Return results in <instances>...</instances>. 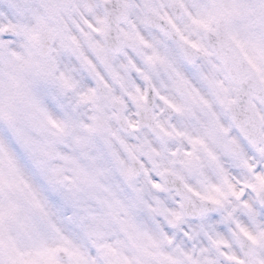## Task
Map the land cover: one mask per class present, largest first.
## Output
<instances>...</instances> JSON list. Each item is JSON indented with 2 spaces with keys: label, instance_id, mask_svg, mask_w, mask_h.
I'll list each match as a JSON object with an SVG mask.
<instances>
[{
  "label": "snow or ice",
  "instance_id": "6c2138e0",
  "mask_svg": "<svg viewBox=\"0 0 264 264\" xmlns=\"http://www.w3.org/2000/svg\"><path fill=\"white\" fill-rule=\"evenodd\" d=\"M0 264H264V0H0Z\"/></svg>",
  "mask_w": 264,
  "mask_h": 264
}]
</instances>
